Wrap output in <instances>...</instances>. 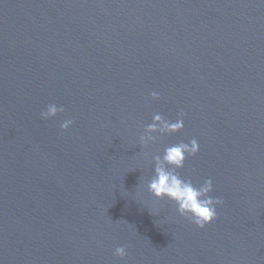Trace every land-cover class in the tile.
Instances as JSON below:
<instances>
[{
	"label": "water",
	"instance_id": "95a60500",
	"mask_svg": "<svg viewBox=\"0 0 264 264\" xmlns=\"http://www.w3.org/2000/svg\"><path fill=\"white\" fill-rule=\"evenodd\" d=\"M193 138L203 228L147 190ZM0 264H264V0H0Z\"/></svg>",
	"mask_w": 264,
	"mask_h": 264
},
{
	"label": "clouds",
	"instance_id": "9594fccd",
	"mask_svg": "<svg viewBox=\"0 0 264 264\" xmlns=\"http://www.w3.org/2000/svg\"><path fill=\"white\" fill-rule=\"evenodd\" d=\"M153 99H159L157 92H152ZM63 106L57 107L56 104L47 105L46 111L41 112L42 119L54 117L58 112L63 113ZM184 112L178 114L175 122H170L160 114L153 116V122L148 124L144 130V135L139 138L140 145L147 146L156 137L152 133L170 134L183 129ZM73 124L72 119H65L60 128L67 130ZM199 151V144L196 139H191L185 143L183 141L167 146L162 155L153 156L154 175L147 183V190L158 200L167 198L175 203L176 211L181 217L186 218L199 228L213 222L217 218V206L223 203L220 197H213V182L206 179L199 186L195 185L191 179L183 178L178 169L184 167L188 156H195ZM127 246L121 245L114 249V256L121 259L127 255Z\"/></svg>",
	"mask_w": 264,
	"mask_h": 264
}]
</instances>
